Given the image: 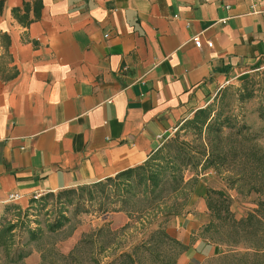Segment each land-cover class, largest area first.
<instances>
[{"label": "crops", "instance_id": "0c3cea01", "mask_svg": "<svg viewBox=\"0 0 264 264\" xmlns=\"http://www.w3.org/2000/svg\"><path fill=\"white\" fill-rule=\"evenodd\" d=\"M262 1L0 0V208L143 165L226 83L264 68ZM212 182L166 229L177 264L217 250L202 238Z\"/></svg>", "mask_w": 264, "mask_h": 264}, {"label": "rangeland", "instance_id": "374dc122", "mask_svg": "<svg viewBox=\"0 0 264 264\" xmlns=\"http://www.w3.org/2000/svg\"><path fill=\"white\" fill-rule=\"evenodd\" d=\"M182 151L195 165L174 193L165 177L154 192L140 186L130 196L104 180L1 207L0 264H177L182 248L166 229L210 177L202 238L217 250L196 264H264L263 67L226 83L205 110L163 137L156 161L180 165Z\"/></svg>", "mask_w": 264, "mask_h": 264}, {"label": "trees", "instance_id": "16d2710c", "mask_svg": "<svg viewBox=\"0 0 264 264\" xmlns=\"http://www.w3.org/2000/svg\"><path fill=\"white\" fill-rule=\"evenodd\" d=\"M156 154L157 152L154 153L143 165L119 173L114 178L106 179L105 184L114 183L116 190H118L120 185L123 189L122 195L130 196L135 195L136 192L134 191L137 187L140 188V186H146L154 192L160 179L165 177L167 182L170 181L171 184H175L172 192H177L178 187L180 186L178 184L183 182V171L189 166L195 165L193 157L189 153L182 151L180 155V165H176V158L162 166L160 163H157L156 159H159V157H157ZM151 164L155 165L153 169ZM146 170H149V172H146ZM161 175H163L162 178H160ZM208 192L210 191L208 190Z\"/></svg>", "mask_w": 264, "mask_h": 264}, {"label": "built area", "instance_id": "2783aa9c", "mask_svg": "<svg viewBox=\"0 0 264 264\" xmlns=\"http://www.w3.org/2000/svg\"><path fill=\"white\" fill-rule=\"evenodd\" d=\"M261 6L264 9V1L261 2ZM194 40V46L196 48H201V41L198 39H193ZM207 47L211 48L212 47V43H207ZM43 196L42 193H36L34 195H32L31 200L32 201H38L41 197ZM19 198L18 194H12L8 197V203H14L17 199Z\"/></svg>", "mask_w": 264, "mask_h": 264}]
</instances>
